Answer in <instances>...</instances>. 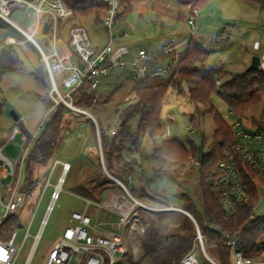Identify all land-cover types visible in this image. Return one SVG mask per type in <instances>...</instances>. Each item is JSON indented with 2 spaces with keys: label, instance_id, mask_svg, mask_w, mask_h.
<instances>
[{
  "label": "rangeland",
  "instance_id": "374dc122",
  "mask_svg": "<svg viewBox=\"0 0 264 264\" xmlns=\"http://www.w3.org/2000/svg\"><path fill=\"white\" fill-rule=\"evenodd\" d=\"M121 4L123 12L118 24L113 26L118 37L113 40L112 48L113 53L121 47H125L126 51L120 53L112 62L108 75L99 79L96 89L91 90L86 86L85 92L89 94L83 92L86 97H79L80 100L85 98L83 102H90L89 105L84 103L81 106L89 110L95 120L82 113L78 117L74 114L76 118L71 117L75 124L71 130L65 132L56 157L71 162L74 169L67 177L60 198L49 215L31 264H43L49 247L61 236L63 227L69 223L71 210L83 204L82 197H96L94 199L97 200L104 198V194L100 195V183L89 184L85 173L94 169L99 161L101 169L106 173L107 167L101 157V134L98 136L97 129L100 123L106 129L111 124L109 133L116 128L119 118L115 114L114 106L119 101L135 102L136 99L131 94L134 86L144 82H167L175 73L180 59L186 54L190 40L209 51L206 67L215 66L222 70L216 81L218 85L232 75L245 71L253 56L260 58L259 68H264V9L259 3L247 0H205L200 4H195L194 0H121ZM195 8L198 10L195 15L196 32L192 34L188 18ZM10 17L32 32L37 16L33 11L28 12L25 6H18L11 10ZM75 22L86 28L94 47L101 48L109 42V31L103 22V15L101 18L97 17L94 9L86 16H77ZM64 28L66 38L68 27ZM123 32L128 35L124 36ZM35 38L46 50L51 49L49 32L45 33L41 28ZM16 39L18 38L12 40ZM12 40L4 43L16 45ZM16 48L23 66L21 69L6 72L0 83V143L7 157L21 159L26 149L20 134L13 141L4 144L12 127L19 124L12 118L11 111H15L32 132L39 133V126L45 116L40 95L49 91L50 81L40 52L33 42H29L26 49L19 46ZM142 49L149 58H141ZM37 72L42 79L37 77ZM190 85L192 84L185 82L183 91H169L161 112L164 134L156 138L144 134L137 145L125 141L123 145L120 144V155L123 161L133 164V172L129 173L132 175L129 186L133 188L136 197L148 202H166L178 206L182 210L176 211V220L182 213L189 216L186 213L188 212L200 225L208 226L203 215L200 167L196 160L181 162L162 159L153 152L163 137L177 138L186 144L193 141L198 145L204 140L205 152L209 151L216 124L213 116L207 112L209 107L190 98ZM211 102L228 123L232 124L233 119L238 117L249 129H264V123L259 127L257 122L264 110V95L242 116H235L228 104L216 93L212 94ZM138 119L139 116L136 115L131 120L133 129ZM191 121L195 126L192 132L188 129ZM113 164L116 168L121 167V162L116 160H113ZM59 170L60 167H57L53 182ZM107 171L111 173L108 169ZM25 179L26 167L23 165L17 186L11 189H17L24 198L15 213L18 244H21L28 229L31 235L38 231L51 192V188L45 189L47 174L38 176L30 189ZM0 186L6 193L3 180H0ZM254 214L258 220L264 222V199L256 203ZM191 216L189 217L192 220ZM142 221L145 231L155 224L168 232L175 223V220L173 222L167 218L160 219L157 212L143 213ZM144 233L139 239L126 236L130 248L129 256L135 260L143 253L141 241ZM31 245L32 237H29L22 247L17 264H24ZM199 257L209 264L201 253ZM141 264L149 262L144 259Z\"/></svg>",
  "mask_w": 264,
  "mask_h": 264
},
{
  "label": "built area",
  "instance_id": "2783aa9c",
  "mask_svg": "<svg viewBox=\"0 0 264 264\" xmlns=\"http://www.w3.org/2000/svg\"><path fill=\"white\" fill-rule=\"evenodd\" d=\"M102 1L107 4L103 22L109 31V42L97 48L92 45L90 36L83 25L71 27L66 39L63 40L60 37L59 22L72 15L71 9L64 0H0V20L10 23L24 35V39L12 40L13 43L26 49L28 43L33 42L39 50L49 76V96L53 105L64 104L74 111L89 115L94 120L93 114L76 100L81 96L84 86L91 90L96 89L99 79L108 75L114 57L112 42L118 37L113 31V26L118 24L123 12L121 0ZM18 6H25L28 12L33 11L36 14V24L32 32L11 19V10ZM197 12V8L193 9L188 18L192 34L196 32ZM45 22L48 23L47 32L51 34L50 50H46L35 38V34L41 28L43 29ZM123 35L127 36L128 33L123 32ZM140 56L142 59L149 58L143 49L140 50ZM78 61L82 62V67ZM231 126L233 140L225 147L208 181L227 220L238 218L244 211L248 213L247 219L235 229H225L217 222L207 221V227L211 231L222 234L223 245L229 249V253L223 256L219 253L218 242L210 241L203 233L198 220L192 216L195 234L189 250L178 264H206L199 257V253L209 264H264V254L255 257L245 254L242 238L243 231L252 230L253 222L257 219L254 214L256 203L264 199V129H249L238 117L233 119ZM188 129L191 132L195 130L194 122ZM21 132L20 126L15 124L8 142L13 141ZM97 133L100 136L99 129ZM23 157L24 155L21 159L7 157L0 145V180L9 176L13 177L17 164L22 163ZM101 157L104 162L102 152ZM57 167H60V170L53 182ZM71 169V162L58 157L54 158L45 184V189L51 188L50 201L38 231L31 235L28 229L21 244L17 243L16 230L8 238L0 239V248L5 252V256L0 253V264H17L22 247L28 238L32 237V245L24 262V264H31V258L48 223L49 215L60 198ZM246 169H251L258 174L252 178L251 182H248L246 177ZM105 171L113 179L117 189L109 191L101 200L91 197L81 198L83 208L71 210L69 223L63 227L61 236L49 247L43 264H115L120 257L129 254L130 248L126 236L139 239L144 233L143 213L182 210L170 203L148 202L136 197L129 186L132 181L131 174L123 180L109 173L107 169ZM252 186L255 187L257 196V201L253 203L251 202ZM23 201V195L17 189L5 195L0 187V224L6 217L15 214ZM92 206L98 211L109 212L113 215V219L106 223L99 219V216L94 218L90 210Z\"/></svg>",
  "mask_w": 264,
  "mask_h": 264
},
{
  "label": "trees",
  "instance_id": "16d2710c",
  "mask_svg": "<svg viewBox=\"0 0 264 264\" xmlns=\"http://www.w3.org/2000/svg\"><path fill=\"white\" fill-rule=\"evenodd\" d=\"M72 15L61 20L58 24L59 35L64 37V27L69 29L75 25H82L75 22L77 16H86L92 9L96 11L97 17L101 18L106 14L107 4L102 0H64ZM125 0H123L124 2ZM205 0H194L195 4L203 3ZM259 3L264 9V0H247ZM127 6V5H126ZM97 9V10H96ZM69 25V26H67ZM24 36L21 31L10 23L0 20V83L3 75L12 70L21 69L23 62L17 51V45L6 42ZM5 42V43H4ZM209 51L201 44L190 40L188 49L183 58L180 59L175 73L167 82H144L134 86L131 94L135 97V102L119 101L114 106L115 114L119 121L115 132L109 133V128L99 124L101 134L102 153L104 163L107 169L114 176L125 179L127 174L133 172V164L123 161L120 155V144L129 141L137 145L144 134L156 138L164 134L161 112L163 105L168 97L169 91L181 92L184 90V83L189 82L188 93L191 99L204 106H208L207 111L213 116L216 124L213 141L210 143L209 151L205 152V141L201 142L204 147V160L197 162L198 144L189 141L187 144L177 138H162L160 145L154 147V154L162 159H170L181 162H193L196 160L200 169V196L203 205V215L205 221H214L221 224L225 229L238 228L247 219L248 213H244L236 219L227 220L225 212L215 195L209 181L211 171L217 166L222 157L225 147L233 140V128L222 115L214 108L211 102L212 94L216 93L229 106L235 116H242L253 105L258 103L264 95V68L254 70H245L242 73L232 75L229 79L217 84L218 74L222 70L215 66L206 67ZM37 77H42L37 72ZM50 81V80H49ZM50 89V85H49ZM85 86L82 89L81 96H85ZM86 95L89 92H85ZM80 96V97H81ZM86 97V96H85ZM82 98V97H81ZM44 104L45 116L39 126V133H31L23 124L21 118L17 120L21 130L26 134L24 142L25 154L21 164H17L15 175L11 183V188L17 186L18 176L21 173V167H26V182L28 188H32L35 180L40 175L48 174L54 158L62 142L65 132L73 128L75 122L71 117L82 115L81 112L74 111L64 104L53 105L49 96V91L40 95ZM78 97V104L89 105L90 102L84 101ZM76 116H75V115ZM139 116L136 127L133 129L131 120ZM255 120L254 116H251ZM124 121V123H122ZM258 126L262 127L264 123V110L257 121ZM111 130V131H112ZM100 160V159H99ZM113 160L121 162V167H114ZM74 169V168H73ZM71 172L69 175L73 172ZM101 169L100 161L94 169L85 173L87 182H99L102 195L107 193L110 188H115V182ZM248 182L258 176L251 169H246ZM68 175V176H69ZM133 188H131V191ZM11 189L9 190V192ZM133 192V191H132ZM101 195V194H100ZM96 198V197H94ZM257 196L255 187L251 189V202H256ZM177 210H168L157 212L160 219L167 218L175 223L173 228L165 232L155 224L150 225L142 238V255L135 260L129 254L120 257L115 264H141L142 260L147 259L149 264H178L182 256L189 250L194 234L195 226L189 216L182 213V216L176 220ZM200 224V223H199ZM203 233L210 241L218 242L219 253L223 256L229 253L223 245V236L218 232L211 231L206 225L201 224ZM15 214L6 217L0 224V239L8 238L15 230ZM243 251L249 256H259L264 254V222L256 219L253 222L252 230H246L242 233Z\"/></svg>",
  "mask_w": 264,
  "mask_h": 264
},
{
  "label": "crops",
  "instance_id": "0c3cea01",
  "mask_svg": "<svg viewBox=\"0 0 264 264\" xmlns=\"http://www.w3.org/2000/svg\"><path fill=\"white\" fill-rule=\"evenodd\" d=\"M64 40V39H63ZM124 51H126V48L125 47H121V48H119L116 52H114V57L112 58V62L118 57V55L120 54V53H122V52H124ZM113 64V63H112ZM22 120V119H21ZM28 128V127H27ZM28 130L31 132V133H34V132H32V130H30L29 128H28ZM18 134H20L21 135V139L25 142V133L22 131L21 133H18ZM17 134V135H18ZM16 135V136H17ZM16 138V137H15ZM6 141V142H5ZM4 141V144H7V143H9L8 142V138L6 139ZM0 145H1V143H0ZM2 147H3V145H1ZM0 163H1V160H0ZM12 178L13 177H11V176H9V177H7V178H5V179H3V184H4V189H6V193H8L9 192V190L10 189H12L11 188V183H12ZM1 187V186H0ZM2 189V188H1ZM115 189H117V187H116V185H115V188L113 187V188H110L108 191H107V193L105 194L104 193V195H103V197H105L108 193H109V191H111V190H115ZM2 191H3V189H2ZM3 193H4V191H3ZM6 193H4V194H6ZM102 195V194H101ZM83 208V204L81 205V207H79V208H77V209H82ZM90 210H91V214H92V216L94 217V218H96L97 216H99V219H102L104 222H109V221H111L112 219H113V215H111L109 212H106V211H98L94 206H92L91 208H90Z\"/></svg>",
  "mask_w": 264,
  "mask_h": 264
},
{
  "label": "water",
  "instance_id": "95a60500",
  "mask_svg": "<svg viewBox=\"0 0 264 264\" xmlns=\"http://www.w3.org/2000/svg\"><path fill=\"white\" fill-rule=\"evenodd\" d=\"M43 31L46 33L48 31V23L45 22L44 23V27H43ZM79 65L82 67L83 64L81 61H78ZM260 65V58L258 56H253L252 61L250 66L247 68V70H254V69H258ZM11 115L12 118L14 120H18L20 118V116L15 112V111H11ZM122 123H124V121H122ZM103 155V153H102ZM204 147L202 146V144L198 145V155H197V162L201 163L204 160ZM106 170V169H105ZM189 216H191V214H189L188 212H186ZM192 217V216H191Z\"/></svg>",
  "mask_w": 264,
  "mask_h": 264
},
{
  "label": "snow or ice",
  "instance_id": "6c2138e0",
  "mask_svg": "<svg viewBox=\"0 0 264 264\" xmlns=\"http://www.w3.org/2000/svg\"><path fill=\"white\" fill-rule=\"evenodd\" d=\"M0 253H3V255L5 256V252L2 248H0Z\"/></svg>",
  "mask_w": 264,
  "mask_h": 264
}]
</instances>
